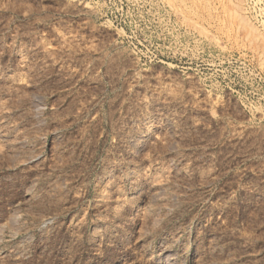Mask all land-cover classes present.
<instances>
[{
    "label": "rangeland",
    "instance_id": "374dc122",
    "mask_svg": "<svg viewBox=\"0 0 264 264\" xmlns=\"http://www.w3.org/2000/svg\"><path fill=\"white\" fill-rule=\"evenodd\" d=\"M0 264H264V0H0Z\"/></svg>",
    "mask_w": 264,
    "mask_h": 264
},
{
    "label": "bare ground",
    "instance_id": "6f19581e",
    "mask_svg": "<svg viewBox=\"0 0 264 264\" xmlns=\"http://www.w3.org/2000/svg\"><path fill=\"white\" fill-rule=\"evenodd\" d=\"M237 16V15H236ZM242 19V18H241ZM241 21V20H240ZM243 23V22H242Z\"/></svg>",
    "mask_w": 264,
    "mask_h": 264
}]
</instances>
